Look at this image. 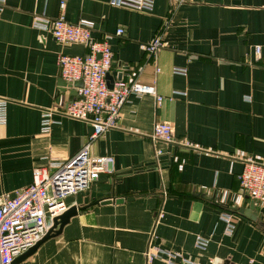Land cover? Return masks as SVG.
Listing matches in <instances>:
<instances>
[{"label":"crops","instance_id":"1","mask_svg":"<svg viewBox=\"0 0 264 264\" xmlns=\"http://www.w3.org/2000/svg\"><path fill=\"white\" fill-rule=\"evenodd\" d=\"M62 2L67 20H93L95 38L111 36L113 85L155 84L164 100L129 95L118 126L91 144L92 155L113 158V171L66 203L85 206L100 194L122 200L80 210L16 264H165L147 260L153 232L155 244L199 263L264 264V205L244 198L232 233L221 218L241 191L244 164L264 163V68L254 55L264 45V0H156L153 11L110 0H7L0 14V98L7 100L0 195L30 185L35 168L55 172L54 164L75 156L93 131L90 122L59 114L49 132L41 130L43 111L66 105L82 84L61 78L58 56L89 51L58 42L51 25L35 24L36 16H60ZM159 31L168 46L154 56L141 44ZM158 121L172 124L174 143L151 137ZM157 149L164 151L161 164ZM198 235L209 239L206 249L196 247Z\"/></svg>","mask_w":264,"mask_h":264},{"label":"built area","instance_id":"2","mask_svg":"<svg viewBox=\"0 0 264 264\" xmlns=\"http://www.w3.org/2000/svg\"><path fill=\"white\" fill-rule=\"evenodd\" d=\"M6 1L0 0V14L4 11ZM110 3L117 7L153 11L156 0H110ZM64 8L65 3L62 2V13L53 20L36 16L35 24L43 28L51 25L52 34L60 43L87 45L89 51L85 54L62 53L58 56L61 78L71 85L77 81H82L83 84L78 87V95L66 105L58 103L53 109L43 111L41 130L49 132L53 124L58 122L54 114H59L90 122L93 131L75 156L66 162L54 164L55 172L50 173L44 167L35 168L30 185L18 190L13 196L0 195V264H11L47 234L50 229L47 218H54L68 209L67 196L88 190L103 172L113 171V158L92 155L91 144L109 129L118 126L122 106L129 95L152 94L157 97L158 103L164 100V96L158 95L155 84L138 80H120L110 88L106 76L113 64V52L109 43L111 36L95 38L93 20L81 19L72 23L67 20ZM124 32V28H118L116 34L122 35ZM167 46L161 31L149 42L141 44L143 50L154 56ZM254 55L256 64L264 68L263 44L254 47ZM160 70L159 67L156 68L157 72ZM173 72L186 74L187 68L175 67ZM6 105L7 100L0 98V125L7 121ZM151 137L174 143V128L169 122L158 121L153 126ZM163 154L162 149L156 150L159 164ZM238 178L241 191L232 206L221 212L228 233L236 228L234 218L240 216L239 207L244 198L251 199L255 207L264 205V163L255 160L246 162ZM158 215L163 216L162 209ZM155 238L153 232L146 251L149 262L164 258L165 264H203L179 252L161 248L154 243ZM209 242L207 237L198 235L195 244L199 249H206ZM204 264L214 262L210 260Z\"/></svg>","mask_w":264,"mask_h":264},{"label":"water","instance_id":"3","mask_svg":"<svg viewBox=\"0 0 264 264\" xmlns=\"http://www.w3.org/2000/svg\"><path fill=\"white\" fill-rule=\"evenodd\" d=\"M107 81H108V86L110 88L113 87V82L112 79L110 78V75L107 73ZM63 85H65V82H62ZM81 83L83 84V82L81 81ZM81 84V85H82ZM78 84L75 82L73 85L70 84V86H77ZM102 198H100L99 200H96L93 203L89 202V198H87L85 200V206H81L78 207L77 205H72L70 207H68L67 210H65L63 213L55 216L53 218V224L50 226L49 231L47 232V234L39 241L37 242L33 247H31L28 251H26L25 253H23L22 255H20L19 257H17L11 264H16L19 261H21L24 257H26L27 255H29L30 253L33 252V250H35L43 241L49 239L50 237H54L58 234H60L62 232V229L64 228V226L70 221V219L76 215L80 210H83L84 208L90 207L92 205H95L97 203H108V202H112L114 200L116 201H120L122 200L123 197H116L114 194H107L105 196H102V194H100ZM253 206L254 203H253Z\"/></svg>","mask_w":264,"mask_h":264},{"label":"rangeland","instance_id":"4","mask_svg":"<svg viewBox=\"0 0 264 264\" xmlns=\"http://www.w3.org/2000/svg\"><path fill=\"white\" fill-rule=\"evenodd\" d=\"M48 224H49V221H48Z\"/></svg>","mask_w":264,"mask_h":264}]
</instances>
